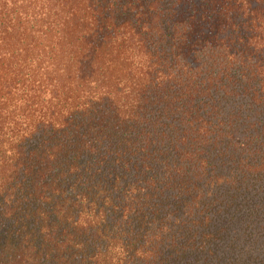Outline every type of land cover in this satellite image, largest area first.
I'll use <instances>...</instances> for the list:
<instances>
[{"label": "trees", "instance_id": "1", "mask_svg": "<svg viewBox=\"0 0 264 264\" xmlns=\"http://www.w3.org/2000/svg\"><path fill=\"white\" fill-rule=\"evenodd\" d=\"M0 264H264V0H0Z\"/></svg>", "mask_w": 264, "mask_h": 264}]
</instances>
